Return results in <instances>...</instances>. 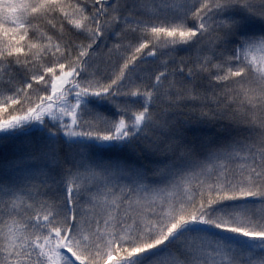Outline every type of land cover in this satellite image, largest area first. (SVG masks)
Returning <instances> with one entry per match:
<instances>
[{
	"label": "snow or ice",
	"instance_id": "obj_1",
	"mask_svg": "<svg viewBox=\"0 0 264 264\" xmlns=\"http://www.w3.org/2000/svg\"><path fill=\"white\" fill-rule=\"evenodd\" d=\"M0 264H264V0H0Z\"/></svg>",
	"mask_w": 264,
	"mask_h": 264
}]
</instances>
